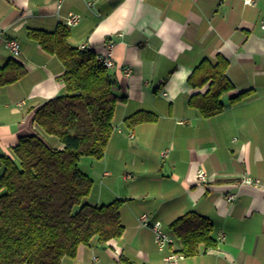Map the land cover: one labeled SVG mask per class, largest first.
<instances>
[{"label": "crops", "instance_id": "1", "mask_svg": "<svg viewBox=\"0 0 264 264\" xmlns=\"http://www.w3.org/2000/svg\"><path fill=\"white\" fill-rule=\"evenodd\" d=\"M70 14L80 16L69 28L70 47L103 55L113 43L115 67L108 72L119 100L113 130L103 158L81 157L78 168L92 180L85 203L124 201L123 233L105 244L94 238L80 245L61 264H123L121 258L164 264L181 246L169 226L190 212L210 222L216 246L200 245L198 255L175 264H264V188L242 183L248 176L264 187V0L253 7L242 0H0V66L14 60L25 71L0 89V176L1 158H13L22 137L40 134L62 149L34 115L64 94V68L28 33L54 32ZM9 39L19 42L16 59L5 47ZM219 56L233 89L221 97L223 111L204 119L188 101L207 87L193 89L188 79L203 59L215 64ZM243 93L242 101L230 102ZM139 112L157 120L127 126ZM198 171L205 172V184ZM141 215L161 223L173 240L166 250L139 224Z\"/></svg>", "mask_w": 264, "mask_h": 264}, {"label": "trees", "instance_id": "2", "mask_svg": "<svg viewBox=\"0 0 264 264\" xmlns=\"http://www.w3.org/2000/svg\"><path fill=\"white\" fill-rule=\"evenodd\" d=\"M69 29L54 32L30 30L28 37L56 56L64 68V94L46 102L34 115L38 128L56 138L62 149L51 147L40 134L19 139L13 158L3 156L0 176V264H61L74 258L80 245L92 239L100 244L119 239L123 233L119 210L124 202L108 205L85 203L92 180L81 173V157L103 158L113 127L118 98L111 75L90 49L69 46ZM222 57L212 64L203 59L188 79L193 89L206 91L192 96L188 105L206 119L220 114L223 94L233 89ZM25 71L10 60L0 66V89L17 82ZM245 93L231 99L238 103ZM156 116L139 112L125 120L129 127L153 123ZM181 244L179 254L193 257L199 246L215 248L210 222L187 213L169 226ZM123 264H131L121 258Z\"/></svg>", "mask_w": 264, "mask_h": 264}, {"label": "built area", "instance_id": "3", "mask_svg": "<svg viewBox=\"0 0 264 264\" xmlns=\"http://www.w3.org/2000/svg\"><path fill=\"white\" fill-rule=\"evenodd\" d=\"M257 1L258 0H242L245 6H250V7L255 6ZM79 19H80L79 15L70 14L66 17L64 26L68 29L71 27H74L78 24ZM259 27L264 32V16L261 18L259 22ZM5 47L10 52L13 58L16 59L20 55V45L17 40H14V39L7 40L5 43ZM85 49L86 48L84 46L79 47V50L81 51ZM112 49H113V43L109 42L107 44V51L105 52V54L96 55V59L108 70L113 69L115 67ZM128 73L129 72L126 69L125 74L128 75ZM130 138H132V136H130ZM165 155L166 153H163V156ZM197 180L198 182L205 184L207 182V177L205 175V172L198 171ZM242 183L245 185L251 186V187L259 188V189L264 188L261 185L259 180L252 179L248 176L243 177ZM234 199H235V195H229L227 197L228 202H232L234 201ZM138 220H139V224L142 227L150 228L153 231L154 242L159 250L161 251L166 250L173 243V240L162 230V225L160 222L156 221V222L150 223L146 215H141ZM180 258H182L181 254L170 253L163 258V262L164 264H175V262Z\"/></svg>", "mask_w": 264, "mask_h": 264}]
</instances>
